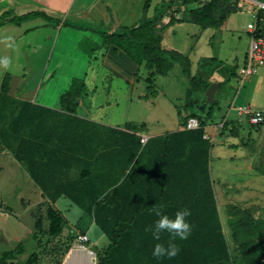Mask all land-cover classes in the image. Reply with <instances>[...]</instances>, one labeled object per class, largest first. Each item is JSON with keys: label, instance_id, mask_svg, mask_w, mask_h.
<instances>
[{"label": "trees", "instance_id": "1", "mask_svg": "<svg viewBox=\"0 0 264 264\" xmlns=\"http://www.w3.org/2000/svg\"><path fill=\"white\" fill-rule=\"evenodd\" d=\"M151 1L145 0L141 18L131 26H115L117 20L110 6L108 22L93 21L84 26H72L101 31L104 40L116 45L115 53L119 48L137 64L144 63L150 70L147 80L150 82L151 94L157 91L153 83L154 76L167 75L175 63L183 66L185 75L190 78L195 89L203 87L207 90L210 83L192 75L190 59L180 51L163 48L161 36L153 29V22L164 17L174 6L199 0H165L158 3L154 12L149 14ZM241 9L239 0H210L204 6L190 11L191 20L203 28L220 29L232 13ZM9 13L6 11L0 15V27L8 23L21 25L37 19L49 25H59L61 22L63 25L68 24L67 19L62 21V18L40 10L12 17H9ZM254 16L257 25L255 35H264V8H258ZM175 20L172 12L170 22ZM34 27H28L25 33ZM133 49H137V52H133ZM8 84L9 75L6 74L2 95L9 101L8 106H12L15 99L6 94ZM83 86L84 82L78 87L71 86L62 95L64 111L53 110L52 120L48 118L45 123V119L39 116L37 120V117H32L31 123L37 125L38 129L47 127L51 138L25 136L28 131L26 128L30 126L29 119L22 118V121L18 118L17 124L22 125L23 135L3 136L0 132V139L52 201L65 195L92 215L110 239V244L97 253V264H230L231 255L217 201L213 203L211 185V209L204 204H196L204 189V183L200 182L201 171L206 172L208 169L210 155V141L208 145L204 137L203 120L191 115L199 119L198 128L168 132L148 138L143 143L139 127L133 122L113 127L69 114L75 112V99ZM26 105L40 109L31 103ZM214 106L215 103H211L209 112ZM14 111L11 108V114ZM14 121L11 119L3 123L2 128L13 131ZM261 172L264 175V168ZM160 203L165 204L164 211L169 215L179 208H190L192 214L188 219L193 225L189 238L177 241L181 249L179 254L164 260L152 257L156 241L150 232L145 231L146 226L153 224L156 219L149 209ZM51 210L63 214L56 208ZM227 210V225L243 263L264 264V218L257 217L251 208H240L234 204H228ZM57 218L58 215L53 220ZM55 226L58 227V221ZM161 239L166 241L167 234H163ZM33 255L29 256L28 261L32 260ZM9 256V253L4 252L0 264H8Z\"/></svg>", "mask_w": 264, "mask_h": 264}, {"label": "rangeland", "instance_id": "2", "mask_svg": "<svg viewBox=\"0 0 264 264\" xmlns=\"http://www.w3.org/2000/svg\"><path fill=\"white\" fill-rule=\"evenodd\" d=\"M239 1L242 9L232 13L220 29L198 27L193 22L182 25L180 36L175 39L169 35L170 32L165 35V48L180 51L190 59L192 75L210 84H219L210 100L203 87L195 89L192 86L180 63H175L167 75L154 76L153 83L157 91L151 94L150 82L147 80L150 71L142 65L144 63L137 64L124 51L120 55L112 52L106 55L105 49L111 43L108 40L102 41L104 34L101 31L72 26H84L93 21L108 22L110 4H99L100 12L94 16L91 13L86 16V11H83L75 17L74 9L70 14L61 16L62 21L67 19L68 24L63 25L61 22L63 29L60 37H56L55 30L53 41L48 42V45L39 44L37 48L38 55L48 53L49 59L45 61L49 63L48 70L55 71L52 83L46 82L50 86L45 87L43 84L40 89V98L48 95L51 102H59L61 92L69 85L78 87L85 82V92L89 94L84 103L88 108L85 114L113 127H119L125 121H134L139 131H142V125H147V133L150 135L183 128L184 121L191 115L203 120L214 136L207 139L208 145L210 141L209 165L206 172L201 171L200 182L204 183V189L196 204H204L211 209V185L215 200L213 203L217 201L216 206L231 255L230 264L245 263L240 258L239 249L227 225V205L251 208L257 217L264 218V175L261 172L264 168V125L250 126L243 122L237 126L229 122L223 126L218 123L225 116L230 100L264 104V68L257 75L244 80H241L240 75V67L250 48L248 24L254 22L258 6L252 0ZM23 5L21 0H15L7 4V8L12 9L14 16L19 15ZM117 25L118 21L115 23ZM53 26L56 27V24ZM25 43H20L17 48L20 50L28 47ZM134 51L137 52V49H133ZM19 55L20 52L15 55L13 71L19 68ZM22 62V67L26 65L24 68L27 69L31 65H34V69H39L45 63L41 64L39 57ZM21 71L24 70H19ZM29 80L32 81L31 77ZM46 91L48 94H45ZM213 102L215 106L209 112ZM23 189L26 190L9 189L5 192L0 187V257L7 252L10 255L8 263L12 259L13 263L16 261L23 264H60L70 261L72 253L77 252L70 251L74 237L72 227L77 229L83 225L85 219L81 217L85 218L86 214L76 205L68 206L66 202L70 201L67 198H62L56 204L62 215L51 210L55 208L51 204L42 201L31 207V215V210H27L28 213L25 214L21 196L23 206L26 207L25 200L29 198L34 203L36 195L29 187ZM19 191L21 195H16ZM4 198V203L8 201L5 205H10L12 210H3ZM29 208L30 206L27 209ZM54 213L55 217L58 215L55 220ZM92 238L97 239L95 233ZM98 242L101 245L104 243L101 238H98ZM32 254L35 255L28 261Z\"/></svg>", "mask_w": 264, "mask_h": 264}, {"label": "crops", "instance_id": "3", "mask_svg": "<svg viewBox=\"0 0 264 264\" xmlns=\"http://www.w3.org/2000/svg\"><path fill=\"white\" fill-rule=\"evenodd\" d=\"M21 1H22V5L25 4L27 8H25L23 5L19 11V15L33 10H40L60 18L65 14L68 13L70 14L71 10L73 9L75 12V13L73 12L75 17H77L83 11H86V16H88L90 13L94 16V14H98L100 12L99 4L102 3L110 4V7L114 10L115 18L119 22V25L121 26H131L134 23H136L143 14V7L145 4V0H21ZM162 1L165 0H152L150 4L151 6L149 8V13L152 14L157 4ZM204 1L205 3L202 4V2ZM209 1L210 0H199L192 3L176 5L171 10H169L164 15V17L155 20L153 22V29L155 33L161 36L160 39L161 46L165 48L163 43L165 41V35L168 34V32H170L169 35L170 36L172 35L175 39L177 38V36H180L182 25H189V23H193V21L191 20V13H190L192 9L202 7ZM252 1L258 6V2H263L264 0H252ZM13 2H15V0H0V15L6 11H9L10 12L9 17H12L13 16L12 9L9 7L7 8V4ZM172 12H174L176 20L171 23L170 14ZM55 14H59V15H55ZM43 25H49V24H46L45 21L37 19L23 23L21 25L8 23L0 27V56H8L12 60V65L10 69L0 70V132L2 133L3 136H22L23 134H21V129H23V127L22 125L20 126V123L17 124V119L19 118L22 120V118L23 119L28 118L30 122L29 124L30 126L26 128L28 129V131H26L27 135L25 136L33 135V136H45L44 138H51L52 134L48 132L47 127L43 126L38 129L37 125L31 123L32 117L39 116L40 118L45 119V123H46L48 118L51 120L54 118L53 110H57L61 112L64 111L62 104V95L71 88L70 85L61 92L59 96V102L58 101L55 103L51 102L50 97H48V95L45 96L44 98H40L39 96L40 89L43 87V84H45V87H47L50 85H47L46 82H50V84L52 83L51 81L54 79L55 71L48 70L49 63L45 62L49 59L48 53L47 54L42 53V55L37 54L38 45L39 44L48 45V42L50 43L51 41H53L55 30H56V37L58 36L59 38L63 29V25L61 23L59 25H56V27H54L53 25H50V27L49 26L46 27ZM197 25L198 27H202L199 24ZM33 26L35 27L31 29L32 31L29 32L30 34L28 32L25 33V29ZM102 39H103L102 41L104 42L105 41L104 38ZM24 42H26L25 44H27L28 47H23L19 50V48H17V45H19L20 43H22L23 45ZM115 48H117L115 44L113 43L108 44L107 48L105 49L106 55L107 53L110 52L115 53L114 51ZM103 49L104 48L102 46V51ZM165 49H169V48H165ZM19 52H20V55L18 56L19 68L18 70L13 71L12 67L14 64L15 55L16 53L19 54ZM121 52L122 50L118 48L116 54L120 55ZM38 57L41 64L42 62H45L39 69H34V65H31L30 69L24 68L26 65L22 67L23 64L22 61L30 60V58L36 60L38 59ZM19 70H24V71L19 72ZM149 71L150 70H148V72ZM6 74L9 75V84H8L9 88L6 94L15 99L14 104L13 105L10 104L12 106H8L9 101L5 100L3 98L4 96L2 95V83ZM29 77H31L32 81L29 80ZM80 92H81L80 95L75 100L76 102L75 112L69 114L102 123L103 121H101L100 119L94 118L92 115L84 113L87 112L88 109L87 107H85L84 103H85V99H87L89 95L87 91L85 92V82L83 88L80 89ZM45 94H48V92L46 91ZM26 103L29 104L31 103L32 105L38 106L40 109L29 108L28 107L29 105H26ZM233 104L241 105V104H254V103H244V102L238 103L236 102V100H230L227 105V112L225 116H223L220 122H218L219 125L223 124L225 121H227L226 123L233 122L234 124H237V126L238 124L242 125L243 122L238 119V115L236 114V111L232 108ZM11 108L15 110L14 113L12 114H11ZM24 111L29 115H25ZM39 117H37L36 120ZM11 119L15 120L14 121L15 127L13 131H11L10 128L7 127H4L3 129L2 124L7 123ZM126 122L129 121H125L124 123L120 124L119 127L124 125ZM183 125H184L183 128H178L176 130L187 129L185 128V124ZM249 125L251 126V124ZM204 129H205L204 136L210 140L211 139L210 136L211 137L214 136L213 132H210L206 126L204 127ZM176 130H172V131H176ZM139 133L141 134L142 142L144 143L148 138L164 135L168 132L156 134V135H150L147 133V125H144L142 131L140 130ZM1 182L2 184H0V187L3 191L5 190V192L9 191V189H13L14 191L17 189L18 190L21 189V191L26 190L23 189L25 187H29L31 188V190H33V192L36 195V199L34 203H31V199L28 198L27 200L25 198L26 199L25 201L27 203L25 207L23 206V197L21 196L20 198L22 207L24 208L23 211L25 212V214L31 210L29 213L31 215L33 209V208L31 209V207L32 206L34 207L40 201L45 202L48 205L51 204L53 207L57 208L56 204L57 203L59 204V201L62 198H67L70 201V202H66L68 206H73V205L78 206L65 195H61L55 201H52L50 197L43 192L41 186H39L34 181V179L31 177L29 171L26 169L23 163L16 158L15 154L0 139V183ZM20 193L21 192L19 191L18 194L16 195H21ZM4 201L5 198L4 200L2 199L3 202L2 206H4L3 210H5V212L12 210L10 205H5L6 203H8V201H6L5 203ZM28 206H30L29 209H27ZM84 213L86 214V217L84 218V216H82L81 218L85 219V222L83 225L78 226L77 229H74L72 227V231L74 233L73 236L75 237V235L79 231H85L92 238L93 233H95L97 239L93 240L92 238V240L95 243V247L97 248V253H98L100 250L106 248L110 244V239L102 231V229L96 224L92 215L87 214L85 211ZM98 238L103 239L104 243H102V245L99 244ZM73 240L74 238L72 239V242ZM72 242L70 246V251L71 252L77 251V252L72 253V259L70 261H64L60 264H97L98 261L97 255L91 256L84 250H78L72 248ZM8 264H23V263H19L16 261H14L13 263V260L11 259ZM44 264H55V263L47 262Z\"/></svg>", "mask_w": 264, "mask_h": 264}, {"label": "built area", "instance_id": "4", "mask_svg": "<svg viewBox=\"0 0 264 264\" xmlns=\"http://www.w3.org/2000/svg\"><path fill=\"white\" fill-rule=\"evenodd\" d=\"M258 8H264V1L258 2ZM248 30L251 34L250 48L248 55L240 67L241 80L247 79L248 77L257 74L259 70L264 67V35H255L257 30L255 20L254 22L248 24ZM232 108L236 111L240 121L249 123L251 125H264V104H233ZM199 126V119L193 116L189 117L185 123V128L187 129H195ZM73 238L74 240L72 242V248L84 250L91 256L97 255L95 243L87 232L79 231Z\"/></svg>", "mask_w": 264, "mask_h": 264}, {"label": "clouds", "instance_id": "5", "mask_svg": "<svg viewBox=\"0 0 264 264\" xmlns=\"http://www.w3.org/2000/svg\"><path fill=\"white\" fill-rule=\"evenodd\" d=\"M11 65L12 60L10 57L0 56V70H8L11 68ZM164 209V203H160L149 209L156 219L153 224L145 228V231L150 232L153 240L156 241L151 252L152 257L156 260L176 257L181 250L177 241L187 240L193 230V225L188 219L192 214L190 208H179L173 215H169ZM165 233L168 239L163 241L161 238Z\"/></svg>", "mask_w": 264, "mask_h": 264}, {"label": "water", "instance_id": "6", "mask_svg": "<svg viewBox=\"0 0 264 264\" xmlns=\"http://www.w3.org/2000/svg\"><path fill=\"white\" fill-rule=\"evenodd\" d=\"M218 85H219V84H217V83H212V84H210V86L207 88L206 93H207L208 100L211 99V97H212V92L218 87Z\"/></svg>", "mask_w": 264, "mask_h": 264}]
</instances>
